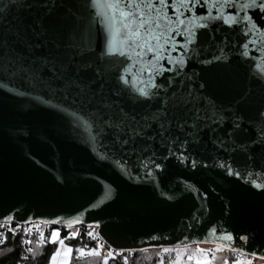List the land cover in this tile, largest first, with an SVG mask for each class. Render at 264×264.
<instances>
[{"label": "snow or ice", "instance_id": "snow-or-ice-1", "mask_svg": "<svg viewBox=\"0 0 264 264\" xmlns=\"http://www.w3.org/2000/svg\"><path fill=\"white\" fill-rule=\"evenodd\" d=\"M198 8L207 15L198 13ZM259 21H264V0H0V91L64 114L92 146L94 155L130 180H154L152 169L164 167L157 160L175 158L193 169L219 168L264 191V183L253 178L264 172V104L247 117L255 138L242 140L239 133L247 131V126L242 127L243 110L251 104V92L239 91L225 104L220 95L234 84L201 74L232 59L225 50L230 46L227 38L216 37L221 39L216 44L202 35L212 36L223 24L232 32H243L244 37H264V23ZM98 31L103 37L99 48ZM255 43H242L239 56L250 58L249 44ZM197 64L201 72L191 71L189 65L195 68ZM255 67L260 78L254 77V82L264 86V62ZM165 73L172 75L165 77ZM161 78L163 82H158ZM206 131L213 149L211 164L194 155L200 149L208 151L203 140ZM256 150H261L259 157ZM254 168L261 171L254 172ZM105 187L103 197L108 200L112 191ZM71 225L70 221L66 226ZM217 232L211 228L208 236L192 243L212 238L226 241L215 251L227 248L239 253L232 264H253L243 257L256 253L235 243H247L249 236H234L223 229L217 236ZM79 235L72 232L62 239L59 229L52 230L48 242L58 247L50 264H70L73 248L64 240ZM87 236L96 241L95 246L76 249L79 256H101L103 237L92 231ZM39 239L45 241L43 233ZM22 242L31 244V240ZM162 250L169 252L168 247ZM134 251L109 245L103 264ZM213 259L210 250L199 247L187 256L188 264H213ZM123 264H128L127 256ZM169 264H185L184 255L177 252Z\"/></svg>", "mask_w": 264, "mask_h": 264}, {"label": "water", "instance_id": "water-1", "mask_svg": "<svg viewBox=\"0 0 264 264\" xmlns=\"http://www.w3.org/2000/svg\"><path fill=\"white\" fill-rule=\"evenodd\" d=\"M196 11L207 15L203 9ZM240 27L246 31L243 23ZM219 28L221 31L212 36L202 35V39L220 44L221 39L227 38L230 46L225 50L231 62L208 67L201 74L206 79L234 84L231 91L220 95L225 104L239 91L247 88L251 92V104L243 110L242 127L247 126V131L239 133L240 139L251 141L256 133L247 117L254 116L256 108L264 104V86L254 82V77L260 78L255 66L264 62V37L253 34L244 37L243 32H232L223 24ZM102 39L98 31V48ZM249 40L256 41L249 44L250 58L240 57L242 43ZM189 68L201 72L198 64ZM158 82H163V78ZM203 140L208 151L200 149L194 155L211 164L209 153L213 149L207 131ZM255 154L259 157L261 150ZM160 155L162 150L157 152ZM157 162L164 167L152 169L154 180H130L110 162L99 160L80 130L72 127L64 114L29 98L0 91V223L47 224L59 229L92 225L107 246L132 248L134 252L182 248L184 244L187 247L227 244L216 238L192 243L208 236L215 227L217 236L220 229L231 231L234 236H249L247 243L238 240L235 243L256 253L255 257L247 256L264 260L260 258L264 256V191L225 175L219 168L193 169L175 158ZM253 178L264 183V172ZM105 186L112 191L108 200L103 197ZM169 196L172 198L168 199ZM7 216L13 219L8 220ZM70 221L72 225L67 227ZM153 236L157 240H152Z\"/></svg>", "mask_w": 264, "mask_h": 264}, {"label": "trees", "instance_id": "trees-1", "mask_svg": "<svg viewBox=\"0 0 264 264\" xmlns=\"http://www.w3.org/2000/svg\"><path fill=\"white\" fill-rule=\"evenodd\" d=\"M59 228H51V230ZM60 237L63 239L69 233L78 232L80 235L76 238L65 239L64 242L73 248L70 264H103V254L97 256L80 257L76 249H91L96 241L87 236V232L92 231L97 235L95 228L86 226L74 228H60ZM15 233V235L13 234ZM51 231H46L45 241L41 242L35 233H25L23 228L14 225H6L0 230V264H50L52 253L57 249L58 244L48 242ZM31 240V244L22 241ZM100 243H104L102 240ZM32 251L29 252L28 249ZM104 248H108L105 244ZM104 250V249H103ZM161 249H150L145 251L126 252L115 260H110L109 264H123V257L127 256L128 264H159L157 252Z\"/></svg>", "mask_w": 264, "mask_h": 264}, {"label": "rangeland", "instance_id": "rangeland-1", "mask_svg": "<svg viewBox=\"0 0 264 264\" xmlns=\"http://www.w3.org/2000/svg\"><path fill=\"white\" fill-rule=\"evenodd\" d=\"M197 247L210 250V258L214 257L213 264H225V261H228V264H232V261H234V260H227V255H226L225 250L217 252L215 251L217 246H208V245L190 246V247H182V248H169V252L167 253L163 252L162 250L163 248H161V250L157 252V256H159V260L163 259V264H169L170 260H175L177 252H180L185 257V264H188L187 256L195 253V250ZM107 251H108V248H104L103 256L107 254ZM244 259H252L253 264H264V260L254 259L249 256H246Z\"/></svg>", "mask_w": 264, "mask_h": 264}, {"label": "built area", "instance_id": "built-area-1", "mask_svg": "<svg viewBox=\"0 0 264 264\" xmlns=\"http://www.w3.org/2000/svg\"><path fill=\"white\" fill-rule=\"evenodd\" d=\"M6 225H14L11 223H0V230H2V228H5ZM15 227H17V225H14ZM18 228H23V230L25 231V229H27V233H35L36 235H40V233L45 234L46 231H52L51 228H53L51 225H47V224H39V228H36V224L35 225H24V226H20ZM70 229V228H67ZM226 251V255H227V260H235L237 258V256H239V253H234L232 251ZM246 256H244L243 258H245Z\"/></svg>", "mask_w": 264, "mask_h": 264}]
</instances>
